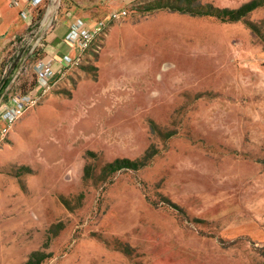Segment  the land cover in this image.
I'll return each instance as SVG.
<instances>
[{
    "label": "rangeland",
    "instance_id": "rangeland-1",
    "mask_svg": "<svg viewBox=\"0 0 264 264\" xmlns=\"http://www.w3.org/2000/svg\"><path fill=\"white\" fill-rule=\"evenodd\" d=\"M59 1L12 49L0 264H264V0H139L38 86Z\"/></svg>",
    "mask_w": 264,
    "mask_h": 264
},
{
    "label": "crops",
    "instance_id": "crops-1",
    "mask_svg": "<svg viewBox=\"0 0 264 264\" xmlns=\"http://www.w3.org/2000/svg\"><path fill=\"white\" fill-rule=\"evenodd\" d=\"M62 1L60 0L58 3L57 11L55 15L53 14V20L48 19L46 23L50 27L49 30L44 36L39 38V47L42 49L39 62L41 61L46 64L48 71L46 73L51 78L59 76L60 72L70 69L73 65L72 62L65 60V55L75 57L81 54L77 48L71 47L65 40L70 24L78 16H82L90 27L95 24L97 19H104L107 31L110 21L114 20L109 17L112 11L127 10L128 13L132 11L133 13H137L138 7L135 4L139 0H104L88 3H84V0H71L67 9H63ZM35 10H37V7L31 6L27 0H18V2H15V0H0V143L3 141L4 134L8 133L10 129L4 132V129L9 124L2 117L1 110L5 104H12L11 97L15 93L10 88L18 77L17 72L10 69V59L13 55L12 49L19 38L25 37L24 35L28 27L33 22ZM23 11L26 12V15H22ZM130 17L131 20H134L136 14L130 15ZM165 54L167 53L165 52ZM147 55V58L154 60L152 63L154 70L161 72L164 52L151 47ZM141 57L146 56L139 55V58ZM35 69L38 71V65L36 67V64ZM37 71L39 86L42 73ZM6 94L9 95L8 99H5Z\"/></svg>",
    "mask_w": 264,
    "mask_h": 264
},
{
    "label": "built area",
    "instance_id": "built-area-1",
    "mask_svg": "<svg viewBox=\"0 0 264 264\" xmlns=\"http://www.w3.org/2000/svg\"><path fill=\"white\" fill-rule=\"evenodd\" d=\"M31 6L37 7L44 3L45 0H27ZM18 2V0H15ZM128 14L127 10H117L110 13L111 19H118ZM22 15H26L23 11ZM106 21L104 19L97 20L93 26H89L87 21L82 17H77L69 26L68 32L66 33L65 40L71 46L77 48L80 52L87 50L92 42L102 33ZM65 60L68 62L75 63L79 56L65 55ZM38 72L42 73L40 77V84L45 85L47 82V66L43 62L38 63ZM47 72V73H46ZM38 97L34 92L28 94H17L11 97L12 104H5L1 110L2 117L8 122L9 126L4 129L7 132L11 124H13L17 118L25 111L28 107L33 106L37 103Z\"/></svg>",
    "mask_w": 264,
    "mask_h": 264
},
{
    "label": "trees",
    "instance_id": "trees-1",
    "mask_svg": "<svg viewBox=\"0 0 264 264\" xmlns=\"http://www.w3.org/2000/svg\"><path fill=\"white\" fill-rule=\"evenodd\" d=\"M179 8V10H182V9H185L184 7H178ZM177 9V8H176ZM186 11H187V9H186ZM189 11V10H188ZM190 12H192V13H194V14H198L197 12H195V11H193V10H190ZM202 14H206V13H202ZM217 16H219V15H217ZM35 21V17H34V19H33V22Z\"/></svg>",
    "mask_w": 264,
    "mask_h": 264
}]
</instances>
